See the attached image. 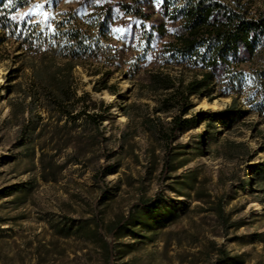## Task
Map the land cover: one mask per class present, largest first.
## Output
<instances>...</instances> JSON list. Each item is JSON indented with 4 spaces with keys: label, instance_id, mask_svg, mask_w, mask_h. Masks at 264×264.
<instances>
[{
    "label": "rangeland",
    "instance_id": "374dc122",
    "mask_svg": "<svg viewBox=\"0 0 264 264\" xmlns=\"http://www.w3.org/2000/svg\"><path fill=\"white\" fill-rule=\"evenodd\" d=\"M250 1L252 9L263 7ZM161 4L0 0V264H213L221 251L234 259L218 264H264V184L247 171L264 164L260 59L230 68L246 76L238 93L216 72L182 117L194 123L173 134L176 111L155 112L164 93L152 90L150 79L168 74L186 83L203 71L164 52L167 37L155 31L165 22ZM122 5H140L145 18L125 16ZM75 33L42 74L74 53L70 90L88 97L72 101L73 115L85 110L103 117L100 125L46 110L33 80L40 55ZM212 113L222 116L202 118ZM214 130L216 141L210 134L201 145L200 135ZM231 143H242L245 154L231 156L238 150ZM167 150L172 170L158 207L172 218L164 223L156 210L136 209L128 226L111 234L133 204L159 192ZM217 201L224 225L208 210Z\"/></svg>",
    "mask_w": 264,
    "mask_h": 264
},
{
    "label": "trees",
    "instance_id": "16d2710c",
    "mask_svg": "<svg viewBox=\"0 0 264 264\" xmlns=\"http://www.w3.org/2000/svg\"><path fill=\"white\" fill-rule=\"evenodd\" d=\"M250 2V0H162L159 14L165 22L155 26V31L159 37H167V41L162 44L164 52L172 58L179 59L182 63L199 65L203 71L200 79L193 78L186 83L176 81L168 74H158L150 79L152 90L164 93L155 112L176 111V115L172 118L173 134L190 123H194V117L190 119L182 117L187 115L192 108L191 97L203 96V93L208 91V85L212 83L216 72L221 70L225 74L230 88L233 92L238 93L246 82V76L242 71L230 68L259 58L261 68L256 71L255 81L264 84V0H262L263 7L256 9H252ZM121 11L125 16H132L135 19L146 16L140 5H122ZM3 24L4 22L0 19L1 30L4 29ZM168 26L170 29L167 28ZM78 38L79 35L76 33L75 35L66 34L63 45L51 44L40 55V66L42 67L33 72V80L44 93L42 101L46 110L57 114L59 118L65 116L67 120L72 119L74 123L81 115H86V118L93 119L96 125H100L104 121L103 117L86 114L85 110L73 115L74 103L72 101L77 103L81 98L88 97L87 94H84L77 98L76 92L70 90L69 80L75 65L74 60H76L74 53H66V63L62 67H55L46 78L42 74V69L48 64L46 63L47 59L56 58L60 52H63V49H67L71 41ZM108 90L114 94V89L109 87ZM221 114L212 113L202 118L213 119L222 116ZM210 134L216 141L218 132L214 130L211 133L200 135L201 145L208 146ZM231 146L238 149L236 153L231 152V156L238 157L245 154L242 143H231ZM171 166V153L167 150L164 154L159 178V192L149 201L133 204L128 215L116 223L111 234L128 226L132 213L136 209L156 210V218L163 217L161 220L164 223L172 218V213L165 216L167 214L161 213L158 207L161 200V188L169 178ZM247 171L252 176L250 181L257 185L264 184V164L247 167ZM105 174L104 172L102 176ZM208 210L223 225L225 224L227 216L224 213L222 201L213 203ZM108 249L109 260L113 261V243H108ZM233 259L234 257H229L224 251H221L219 258L213 264L227 263Z\"/></svg>",
    "mask_w": 264,
    "mask_h": 264
}]
</instances>
